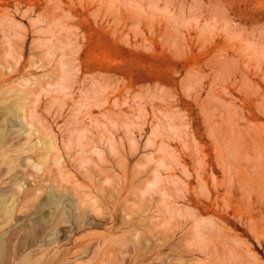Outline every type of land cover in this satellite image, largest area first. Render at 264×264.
I'll use <instances>...</instances> for the list:
<instances>
[{"label": "rangeland", "instance_id": "1", "mask_svg": "<svg viewBox=\"0 0 264 264\" xmlns=\"http://www.w3.org/2000/svg\"><path fill=\"white\" fill-rule=\"evenodd\" d=\"M0 204V264H264V0H0Z\"/></svg>", "mask_w": 264, "mask_h": 264}, {"label": "bare ground", "instance_id": "2", "mask_svg": "<svg viewBox=\"0 0 264 264\" xmlns=\"http://www.w3.org/2000/svg\"><path fill=\"white\" fill-rule=\"evenodd\" d=\"M1 206H2V204H0ZM4 205V204H3ZM3 211H5L4 209H3Z\"/></svg>", "mask_w": 264, "mask_h": 264}]
</instances>
